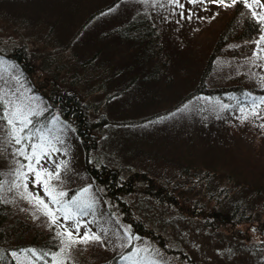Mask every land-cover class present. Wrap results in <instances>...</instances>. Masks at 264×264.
<instances>
[{"label":"rangeland","instance_id":"rangeland-1","mask_svg":"<svg viewBox=\"0 0 264 264\" xmlns=\"http://www.w3.org/2000/svg\"><path fill=\"white\" fill-rule=\"evenodd\" d=\"M242 2L259 18L264 14V0ZM226 7L212 0H0V52L23 47L28 63L22 71L0 57V199L13 219L10 227L23 237L18 247L30 243L31 228L46 222L62 234L45 233L55 250L15 255L18 264H95L115 255L117 264H264V193L229 178L249 174L243 145L251 149L249 162L264 155V125L245 115L246 106L221 104L196 90L218 27L231 16ZM145 11L162 43L149 60H143L145 48L120 36L127 20ZM75 31L80 35L72 39ZM221 60L208 67L219 80L207 77L205 88L231 76ZM156 65L158 77L151 74ZM257 75L258 69L249 72L252 88ZM53 80L88 114L93 143L86 154L74 121L61 108L50 109ZM17 109L32 121L23 131L19 120L7 123ZM252 136L254 142L244 140ZM87 164L120 169L123 178L110 189ZM126 175L136 183L126 184ZM45 182L59 204L45 194ZM235 200L241 202L233 212ZM65 206L70 218L61 211ZM17 207L21 216L7 209ZM211 210L221 214L217 223ZM85 234L99 239L80 242Z\"/></svg>","mask_w":264,"mask_h":264},{"label":"trees","instance_id":"trees-1","mask_svg":"<svg viewBox=\"0 0 264 264\" xmlns=\"http://www.w3.org/2000/svg\"><path fill=\"white\" fill-rule=\"evenodd\" d=\"M229 5L231 6L226 7V11L229 13L231 12V16L225 18L222 21V25L218 27L219 33L214 40V44L211 49L212 52L208 58L207 64L204 66V71H202V74L198 80L196 90L197 93L204 92L206 96L209 97H218V100H221V104L236 101V104L246 106L245 109H247L248 112L245 115H249L250 117H252V120H255L259 124L264 125L263 122H260V118L264 115V87L260 86L262 79L261 77H264V75L259 77V69L264 67V53L260 54V52H264V50H261L260 47V44L262 42L261 37L264 36V22L257 16V14L253 15V13H256L255 10L251 7H247V4L244 5L242 0H238L237 3H231ZM146 11L144 13V16L141 18H136L133 21H131L130 19L127 20L125 26L122 27V32L120 33L122 39H124L131 45L141 48L142 50L145 48V51L141 52L143 60L151 59L152 56L157 54L162 47V43H160L161 37L158 29L152 24ZM140 20H143L142 27L139 26ZM79 35L80 32L75 31L71 38L75 39ZM144 37L148 38L146 39ZM262 48L264 49V46ZM25 56L26 50L23 47H14L12 52L6 55H3L0 52V57H4L10 59L11 61L17 62L22 71L23 68L28 67ZM97 56L98 55L96 53L95 56L91 59L95 60ZM217 57H222V60L218 63V65L223 64L222 66L224 69H226V72L231 70L232 74L226 80L217 82H221V84L205 88L207 77L212 78V80H219L220 75L215 73V75L213 76L211 72L208 71V67L216 60ZM257 69V84L254 85V88H252L249 85L250 81L248 80V75L249 72L253 70L256 71ZM160 70V66L156 65L154 67V71L151 73L152 76L158 77L157 74ZM216 70L219 72L220 67L216 66ZM221 73H224V71H221ZM245 79L248 81H246ZM57 83L58 82H56L55 80H53L52 83H48L50 86V90L48 93L51 99V103L49 104L50 109L55 110V107L61 108V110L64 111L65 115L69 117L70 120L74 121L76 132L80 135L81 144L83 146L84 153L86 154V151H89V148L93 143V126L89 122L88 118L86 120L87 112L86 110L84 112L81 109L79 99H77L75 95L69 94V91L60 88L59 84ZM229 94L232 95V98L230 99L227 98V95ZM185 96L188 97L189 95L187 94ZM3 111L4 106L0 99V115L3 114ZM50 114L51 111L47 110L45 117L50 116ZM0 119L4 121L2 116H0ZM238 121L240 122V116L238 118ZM244 140L247 142H254L255 138L254 136L246 137L244 138ZM242 148L244 152L241 161L242 164L248 168L249 174L246 173L239 176L237 174L232 175L231 177H229L230 182L236 181L237 184H240L245 189L254 191L256 195L259 193L263 194L264 163L262 161H264V155H258L257 157L260 158H256V162H249L246 159V153L251 152V149L247 145H243ZM231 152L233 154V151ZM85 156L87 157V155ZM86 168L93 174L94 177H96L97 180L108 184L110 189H113V186L116 185V181H120L123 178L121 177L122 171L120 169H109L107 171H104L102 168L95 169L88 164L86 165ZM105 176H107V178ZM134 178L135 176L133 175H126L123 181H125V183L129 184L130 186L136 183L134 182ZM122 194L123 193L120 192L119 196H121ZM153 194L154 196H157V198L162 199L158 191H155ZM221 198L225 197L222 196ZM221 198L218 199V202ZM165 201H170L169 197L166 198ZM235 201L238 203L231 204L233 212H236L238 210L237 206H239V202H241L237 200ZM119 204L121 207H125L122 205L121 201L119 202ZM20 208L21 207H17L15 211L10 208L7 209L11 211V215H14L16 212L17 214L19 213V216H21L22 214L20 213ZM5 210L6 209L4 201L0 199V264H18L15 255L23 254L24 252L27 254L31 253L33 255L36 252L45 253L55 250V248H53L54 244L47 240L46 234H55L57 236H62V234L59 229L54 228L48 222L45 223L44 227L31 228L30 243L18 247L16 240L21 241L23 237L18 235L15 230H12V228L10 227L11 221L13 219L12 217L10 218L8 216L9 213H6ZM209 212H212L213 216H216L215 222L217 223V219H220L221 214H216L214 210H211ZM239 212L241 220L245 221L247 218L242 217V210H239ZM235 214L236 213H234V215ZM228 216L231 218L229 214ZM18 218L22 219L20 217ZM22 220H27V218ZM14 222H17V220L14 219ZM138 224H135L136 232H140L141 230ZM20 226L22 228H25L24 230L27 229V227H24L22 224H20ZM11 241L15 243H9ZM117 257L118 256L115 255V257H113L111 260H105V262L104 260H102L98 261L95 264H117L115 261L117 260Z\"/></svg>","mask_w":264,"mask_h":264},{"label":"snow or ice","instance_id":"snow-or-ice-1","mask_svg":"<svg viewBox=\"0 0 264 264\" xmlns=\"http://www.w3.org/2000/svg\"><path fill=\"white\" fill-rule=\"evenodd\" d=\"M190 2H195V0H190ZM212 2L219 3V4H222V5H225V6H231V5H226L225 4V0H212ZM237 2H238V0H232V3L233 4H235ZM254 2L259 3V0H254ZM246 6L247 7H251V4H247ZM261 7H264V5H261ZM253 15H256V13H253ZM260 19L261 20H264V14L261 15ZM261 40L264 41V36L261 37ZM11 116H12V118L7 119V123L9 125H13L14 126V124L16 123V121L19 120V123H21L23 125V127L19 131H23L24 128H27L28 125L30 123H32V121L30 119H28V116L27 115L20 114V110L19 109H17L16 111H13L11 113ZM16 142L17 143L20 142V138H19L18 135H17V138H16ZM36 147H37L36 145L33 146L34 149ZM40 147H43V145H41ZM33 154L35 155V152ZM37 160H39V157H37ZM29 167H30V170H33V169H31V166H29ZM49 175L51 176V174H49ZM40 176H41V173L40 172H36L37 180L40 179ZM51 178H54L55 179V178H58V176L51 177ZM44 190H45V194L46 195L51 196V199H52V202L53 203H57V204L60 203V201L56 199V196L52 194V190L49 189V187L47 185V182H45V189ZM83 191L84 192H87L88 189H84ZM59 195L60 196H64L65 193L61 192V193H59ZM37 199H39V198H37ZM39 203L40 204H44V201L43 200H39ZM71 203H72L73 206L79 207V201H77L76 198H73L72 201H71ZM87 206L90 207V205H87ZM44 207L47 208V205L44 204ZM61 211L64 212L66 218H70V215H69L70 209H69L68 206H65L64 208H62ZM48 214L51 215V213H48ZM53 222H55V219L53 220ZM68 236L71 238L72 233L69 232L68 233ZM98 239H99V237H97L95 235L88 236L87 234H85V236L81 238L80 242H87L88 240H98ZM73 242H75V241H73Z\"/></svg>","mask_w":264,"mask_h":264}]
</instances>
